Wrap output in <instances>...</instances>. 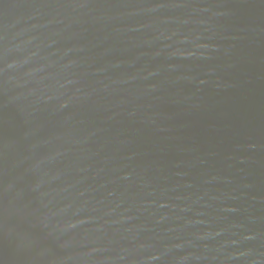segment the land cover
<instances>
[{"label":"water","instance_id":"95a60500","mask_svg":"<svg viewBox=\"0 0 264 264\" xmlns=\"http://www.w3.org/2000/svg\"><path fill=\"white\" fill-rule=\"evenodd\" d=\"M0 264H264V0H0Z\"/></svg>","mask_w":264,"mask_h":264}]
</instances>
